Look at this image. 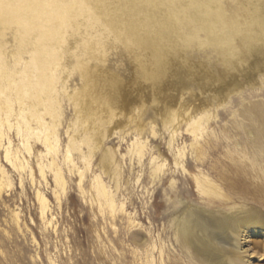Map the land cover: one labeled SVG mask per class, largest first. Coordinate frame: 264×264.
I'll return each instance as SVG.
<instances>
[{"label":"rangeland","instance_id":"rangeland-1","mask_svg":"<svg viewBox=\"0 0 264 264\" xmlns=\"http://www.w3.org/2000/svg\"><path fill=\"white\" fill-rule=\"evenodd\" d=\"M188 1L193 13H179L172 35L145 37L127 0H0V264H201L178 241L177 221L190 209L233 218L254 205L264 180L254 142L264 0ZM44 69L53 89L37 86ZM106 89L116 108L98 96ZM50 96L54 120L40 104ZM35 105L58 137L55 152L35 138ZM97 176L114 207L96 194ZM202 177L213 183L207 193Z\"/></svg>","mask_w":264,"mask_h":264},{"label":"bare ground","instance_id":"bare-ground-1","mask_svg":"<svg viewBox=\"0 0 264 264\" xmlns=\"http://www.w3.org/2000/svg\"><path fill=\"white\" fill-rule=\"evenodd\" d=\"M127 1L130 2L133 11L136 13V18L132 21V25L135 30L145 37H149L155 29H160L161 31L168 32L172 35L176 27V20L179 13L182 12L186 15H191L193 13V9L190 6L191 2L188 0H184L183 2L180 1L177 5L171 4V1L173 0H164L160 7L152 5L149 0ZM61 5L67 6V3L58 1L57 8L61 7ZM254 53L256 55L262 54L264 53V49L255 48ZM43 73L44 74L42 75H46L47 79L39 82V85L37 86L39 89L45 88L48 87L46 82H49V87L53 89L54 84L56 83L54 73L50 72L47 75L46 69L43 70ZM108 93L111 92L107 91L106 89L101 93H98V96H105L108 99L110 105L116 108V101L118 100L116 94L111 93L108 95ZM40 104L45 107L46 114L50 115L53 113V115L51 114L53 120L55 117H57L55 112L57 108L56 98L50 96L47 98V100H41ZM29 113L31 114V117L36 122H38L40 128L42 129V131L35 133V138L41 141L48 153L57 151V145L59 142L58 137L56 136L55 131L53 132L52 129L45 123L43 119L44 115L40 114L36 105L29 110ZM3 142L4 133L0 123V145H2ZM254 142L255 147L264 153V112L262 115L260 138L258 140L256 139ZM26 149L27 151L31 150L29 143L27 144ZM65 158H70L69 150ZM6 159L10 160L9 152L6 153ZM105 161H112V156L109 153H106ZM261 161L263 164L262 167L264 169V157L261 159ZM176 164L178 165V163ZM51 165L55 170L56 182L61 186H64L61 170L58 168V166H56V161L54 159L52 160ZM164 166V164H160L155 168L154 174L157 185H159L162 180L163 182L166 181L164 180L165 178L162 179L161 175L164 171ZM251 178H253V176H251ZM197 183L199 193H207L208 188L213 186L211 180L206 177H202V180H199ZM244 185H247L246 187L248 188L250 187V184L247 183V181L242 184V186ZM93 188L101 202L105 203L109 207H114V199L108 193L106 186L101 182V178L99 176L94 179ZM254 192V198L251 199V201L253 200L252 204L254 205L249 208H245V210L237 217L232 218L228 215L221 217L215 214H206L205 212H200L201 210L196 211L195 209H190L188 214L182 218V220L177 221L176 225L178 241L180 242L181 246L184 249L190 251L192 257L201 264H253L255 261H264V180L261 184L258 183L256 185ZM225 195H227V193ZM38 198L43 208V214H45L47 201L40 193H38ZM249 198L251 197L249 196ZM249 201L250 199H247L246 202L244 201V205L247 203L251 204ZM254 233H258L261 236V242H254L251 240V236ZM213 236H218L221 239L218 241L215 239L213 240Z\"/></svg>","mask_w":264,"mask_h":264}]
</instances>
